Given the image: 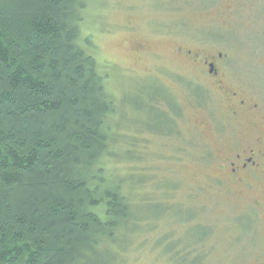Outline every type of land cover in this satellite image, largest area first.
<instances>
[{
  "label": "trees",
  "instance_id": "obj_1",
  "mask_svg": "<svg viewBox=\"0 0 264 264\" xmlns=\"http://www.w3.org/2000/svg\"><path fill=\"white\" fill-rule=\"evenodd\" d=\"M91 1L0 0V264H98L139 230L147 199L118 173L133 156L81 33Z\"/></svg>",
  "mask_w": 264,
  "mask_h": 264
},
{
  "label": "rangeland",
  "instance_id": "obj_2",
  "mask_svg": "<svg viewBox=\"0 0 264 264\" xmlns=\"http://www.w3.org/2000/svg\"><path fill=\"white\" fill-rule=\"evenodd\" d=\"M225 1L92 0L89 5L81 33L90 39L91 55L118 107L114 119L122 127L115 152L121 157L126 148L133 156L122 158L118 173L133 174V190L147 199L132 205L142 219L139 230L119 238L127 240L124 250L102 252L98 264H264V213L253 205H233L242 200L217 180L212 161L222 142L207 120L205 78L188 69L176 50L224 51L229 44L222 38L238 37L236 28L224 23ZM236 14L234 19L242 20ZM241 47L237 44L232 55L244 60L231 68L248 79L260 67ZM192 79L204 104L196 111L189 108ZM143 124L173 129L149 131ZM201 233L206 235L200 241L194 239Z\"/></svg>",
  "mask_w": 264,
  "mask_h": 264
},
{
  "label": "flooded vegetation",
  "instance_id": "obj_3",
  "mask_svg": "<svg viewBox=\"0 0 264 264\" xmlns=\"http://www.w3.org/2000/svg\"><path fill=\"white\" fill-rule=\"evenodd\" d=\"M224 3V23L231 31L235 27L238 34L235 39L229 35L222 38L229 44L224 51L211 49L203 54L193 48L176 50L184 56L183 64L188 69L205 78L210 112L207 120L220 131L222 142L217 159L212 161L214 172L220 175L217 180L226 193L242 200L233 205H253L254 211L264 213V0H226ZM235 13L242 20H235ZM237 44L246 50L245 58L260 67L251 78L233 73L231 66L244 60L232 55ZM189 81V108L196 111L204 106L199 99L202 92L194 90L196 80ZM214 111L218 112L217 116ZM174 112L175 116L179 115L178 106ZM167 127L162 125L160 129Z\"/></svg>",
  "mask_w": 264,
  "mask_h": 264
}]
</instances>
